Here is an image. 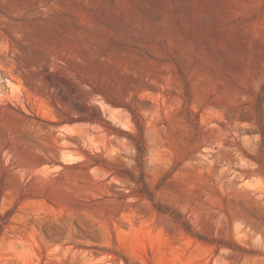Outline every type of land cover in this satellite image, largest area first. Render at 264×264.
<instances>
[{
  "label": "rangeland",
  "instance_id": "1",
  "mask_svg": "<svg viewBox=\"0 0 264 264\" xmlns=\"http://www.w3.org/2000/svg\"><path fill=\"white\" fill-rule=\"evenodd\" d=\"M0 216V264H264V0H0Z\"/></svg>",
  "mask_w": 264,
  "mask_h": 264
},
{
  "label": "trees",
  "instance_id": "2",
  "mask_svg": "<svg viewBox=\"0 0 264 264\" xmlns=\"http://www.w3.org/2000/svg\"><path fill=\"white\" fill-rule=\"evenodd\" d=\"M146 194H147L146 196H148V198H150V200L152 202H154V196L152 195V193L148 192ZM154 207L160 214H169L172 217H174L176 219V221L181 224V226L183 227L185 232L188 235H190L191 237L196 238V239H198L200 241L207 242V243L212 244V245H216L217 244L219 246V248L224 247V248H228V249L234 250L233 247H231L230 245H227V244H224V243H220V242H216V241H208V240L204 239L203 237H201L200 235H198L194 231L193 227L188 223L187 220L184 219V217L182 215H180L178 213H176V215H174V213H171V211H169V209L161 207L160 205H157L155 203H154ZM0 220H1V216H0ZM3 225H4V223L0 222V230L3 228Z\"/></svg>",
  "mask_w": 264,
  "mask_h": 264
}]
</instances>
